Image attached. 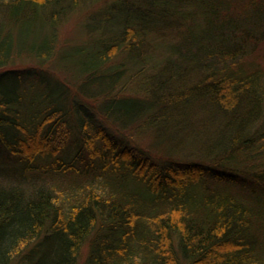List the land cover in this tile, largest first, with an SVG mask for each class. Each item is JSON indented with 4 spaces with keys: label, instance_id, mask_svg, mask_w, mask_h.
<instances>
[{
    "label": "trees",
    "instance_id": "trees-1",
    "mask_svg": "<svg viewBox=\"0 0 264 264\" xmlns=\"http://www.w3.org/2000/svg\"><path fill=\"white\" fill-rule=\"evenodd\" d=\"M93 2L86 40L60 44ZM0 17V264H75L84 244L86 264H264V0Z\"/></svg>",
    "mask_w": 264,
    "mask_h": 264
},
{
    "label": "rangeland",
    "instance_id": "rangeland-1",
    "mask_svg": "<svg viewBox=\"0 0 264 264\" xmlns=\"http://www.w3.org/2000/svg\"><path fill=\"white\" fill-rule=\"evenodd\" d=\"M102 1V0H100ZM98 7L97 3H85L83 6L80 5V7L76 8V10L70 12L65 19L62 21L59 27V43L60 44H74L83 40H86L88 31L91 32L92 29L85 28L84 22H86L87 17L90 12L96 10ZM117 17V16H116ZM115 17V19H116ZM1 19V17H0ZM95 22H89L88 27L91 28L94 26ZM4 35V34H3ZM1 38L3 37L0 34ZM0 38V39H1ZM82 39V40H80ZM116 59V58H114ZM118 60H121L120 57L117 58ZM33 61L30 59H16L14 64H10L8 67H17V66H24L27 64H32ZM49 65V63H47ZM130 74V73H129ZM148 137H136L135 141L140 143L141 145H145L147 142ZM132 141V140H130ZM133 142V141H132ZM147 144V143H146ZM75 150L73 147L68 144L64 150L61 152L60 157L65 159L66 161L70 160L72 156L74 155ZM67 156V157H66ZM88 255V246L87 244H84L77 256L75 264H86V259Z\"/></svg>",
    "mask_w": 264,
    "mask_h": 264
}]
</instances>
